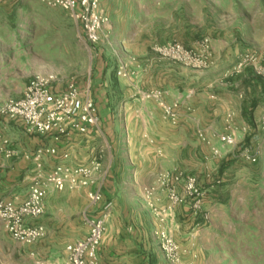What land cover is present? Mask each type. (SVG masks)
Returning a JSON list of instances; mask_svg holds the SVG:
<instances>
[{"label":"crops","instance_id":"1","mask_svg":"<svg viewBox=\"0 0 264 264\" xmlns=\"http://www.w3.org/2000/svg\"><path fill=\"white\" fill-rule=\"evenodd\" d=\"M34 2L0 0V45L8 49L17 45L21 37L12 32L7 20ZM101 9L109 22L90 81L100 113L96 131L87 136L73 133L56 143L30 132L20 119L0 116V130L19 152L0 168V199L21 203L27 198L36 169L35 160L27 156L39 148L58 150L56 155L43 157V168L48 171L59 164L85 165L97 156L103 162L97 176L103 202L92 204L89 189L51 190L45 213L35 220L45 226L46 236L33 245L14 240L23 247L21 261L32 264V252L62 258L69 243L86 236L84 215L97 214L99 207L112 202L100 264H172L160 247L161 230L181 244L185 261L255 264L252 253L262 227L256 215H250V207L264 197L250 188L252 177L241 165L245 160L236 146L223 144L219 137L231 133L238 142L251 137V125L264 115V77L246 69L230 73L239 54L216 39L215 64L209 69L161 59L153 46L167 43L176 34L168 33V26L153 24L152 10L143 0H102ZM84 43L92 53L85 38ZM186 44L191 45L190 41ZM121 67L127 76L118 75ZM30 79L21 95L12 98L23 96ZM153 90H161L170 103L180 102L178 125L164 117L155 100L145 97ZM200 131L207 142L199 137ZM257 131L252 132V141L264 144V131ZM225 161L230 162L223 165ZM180 174L197 176L206 191L200 213L194 212L186 198L183 181H163L165 176L174 179ZM174 192L183 201L171 200Z\"/></svg>","mask_w":264,"mask_h":264},{"label":"built area","instance_id":"2","mask_svg":"<svg viewBox=\"0 0 264 264\" xmlns=\"http://www.w3.org/2000/svg\"><path fill=\"white\" fill-rule=\"evenodd\" d=\"M51 8L65 11L83 29L86 42L97 47L104 38V29L109 22L101 9L102 0H40ZM152 50L161 58L184 66L205 70L215 63L213 41L210 37H203L194 46H187L173 40L165 44H155ZM255 69L264 61V55L252 58ZM242 61L238 71L244 66ZM118 75L127 76L124 67ZM258 75L264 77L258 72ZM147 99H153L162 108L164 117L173 125L180 122V102H168L161 90H153L145 94ZM0 116L8 119H20L30 132L38 136L51 138L58 143L73 133L91 135L100 123L99 109L92 96L91 85H81L76 80L65 83L54 75L34 76L27 84L23 96L19 99L10 98L0 106ZM256 127L264 131V115L256 122ZM247 131V128H245ZM203 141H208L203 131L198 133ZM220 142L228 146H235L237 140L234 134H224L219 137ZM56 147L39 148L27 158L32 157L36 162V169L32 176L27 198L17 203L15 200L0 199V221L6 232L13 240L23 245H33L46 236V228L35 220L46 211L45 200L51 190H83L89 189L87 196L92 204L103 202V194L98 188L97 176L103 169L102 156L93 158L85 165L59 164L48 171L43 168L44 155H56ZM242 155L252 162L257 156L242 152ZM19 156V152L12 146L11 139L0 130V168L5 160ZM164 182H184L186 198L191 200L195 209L201 207L205 193L200 188L196 177L182 174L174 179L165 176ZM171 200L183 201L175 192ZM193 202V203H192ZM112 202H106L98 208V213L84 215L88 232L85 237L69 243L65 247L62 258L51 259L37 252L31 253L32 264H100V250L107 229L109 211ZM161 250L166 259L172 264H196L185 261L184 250L179 242L166 230L159 233Z\"/></svg>","mask_w":264,"mask_h":264},{"label":"rangeland","instance_id":"3","mask_svg":"<svg viewBox=\"0 0 264 264\" xmlns=\"http://www.w3.org/2000/svg\"><path fill=\"white\" fill-rule=\"evenodd\" d=\"M35 1L30 9L23 8L7 20L12 32L21 38L13 49L0 45V106L8 99L20 96L28 80L37 75H54L62 82L76 80L82 85H91L90 81L94 79L100 58L99 48L102 46H91V53L84 43L85 36L80 25L63 10L46 8ZM143 2L147 9L150 7L148 10H152L155 26H168L170 30L168 33L176 34V37L168 40L169 42L177 40L186 44L190 41L191 45L188 46H194L203 37H210L213 42L214 39L221 40L239 54L237 64L229 70L230 73L235 72L238 65L245 61L246 67H242L243 70H253L256 75L258 72L263 74L264 61L258 64L257 71L252 58L264 55V0H143ZM236 75L237 73L233 74ZM250 128L252 131L248 132L251 137L241 142L237 141L235 146L239 157L245 160L240 162L241 165L247 168L246 174L252 177L250 182L253 186L250 188L255 187L254 192L262 198L264 156L261 151L264 144H261L262 141H252V134L258 133L256 123ZM242 152L256 155L257 161L248 160L241 154ZM227 162L230 161H225L223 165ZM192 176L197 178L195 175ZM204 198L199 209H195L192 204L194 212L200 213ZM263 200L260 199L250 207V215H256L257 223L262 227L257 249L252 253V261L255 264H264ZM21 248L23 247L5 232L4 224L0 221V264H26L21 261L19 254L23 250Z\"/></svg>","mask_w":264,"mask_h":264}]
</instances>
